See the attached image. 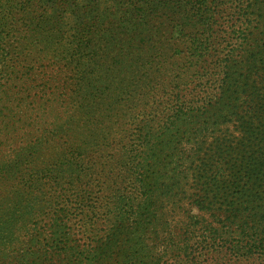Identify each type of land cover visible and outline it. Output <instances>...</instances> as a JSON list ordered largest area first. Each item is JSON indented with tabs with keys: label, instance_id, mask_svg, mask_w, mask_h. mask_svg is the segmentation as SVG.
I'll return each mask as SVG.
<instances>
[{
	"label": "trees",
	"instance_id": "1",
	"mask_svg": "<svg viewBox=\"0 0 264 264\" xmlns=\"http://www.w3.org/2000/svg\"><path fill=\"white\" fill-rule=\"evenodd\" d=\"M229 2L0 0V249L30 228L58 238L79 264H113L116 253L146 259L141 264H249L264 257V202L231 203L228 214L217 213L228 225L213 235L187 233L161 260L150 261L137 238H126L123 249L118 243L122 222L143 229L150 207L169 202L177 186L169 180L185 165L163 178L155 169L170 156L163 152L183 119L210 117L211 100L199 94L216 85L225 102L230 97L222 93L241 82L234 47L243 48L261 22ZM205 57L211 63L200 65ZM182 90L189 95L181 100ZM171 95L177 102L169 125L151 133ZM140 114L142 123L134 124ZM244 145L198 140L192 154H204L200 170L212 167L216 177L230 161L248 177L264 156L241 154ZM70 229L76 240L65 235Z\"/></svg>",
	"mask_w": 264,
	"mask_h": 264
},
{
	"label": "rangeland",
	"instance_id": "2",
	"mask_svg": "<svg viewBox=\"0 0 264 264\" xmlns=\"http://www.w3.org/2000/svg\"><path fill=\"white\" fill-rule=\"evenodd\" d=\"M218 4L220 6V3ZM231 4L232 7L236 6L248 11L252 19H258L261 22L260 28L257 31L254 30L252 36H248L243 48L237 45L234 47L232 64L235 66L237 75H242L241 82L236 88L222 93L230 97L225 102L219 100L220 93L216 91V85L199 94L211 100L210 117L197 118L194 116L190 119H183L181 130L172 138L169 149L163 152L164 157L170 156L165 159V162L161 161L162 163L155 169L156 175H162L163 178L168 174L172 176L174 165H185L182 174L174 175V179L169 180V184L177 185L170 192L169 202L160 204L158 208L150 207L151 213L148 212L146 219H142L143 229L138 230L134 227L129 229V222H122L124 228L118 240L120 248L125 247L126 238H137L138 249H142L150 261L158 258L159 260L164 259V254L169 256L171 251H176L184 236L193 230L198 234L206 232V234L213 235L214 228L219 229L228 225L225 220L219 222L217 213L228 214L226 210L231 203L264 202V165L261 169L248 172V177H246L240 176L236 169L232 170L230 161L224 176L216 177L212 167L205 172L200 170L201 162L205 159L204 154H192L193 144L198 140L211 141L228 138L233 142L245 144L244 152L241 151V154H252V157H256L260 153L264 156V0H230L227 6ZM173 38L176 40L175 45L180 48V41ZM171 60H175V57ZM207 63L211 61L205 57L204 62L199 64ZM188 95L189 93L184 90L179 92L181 100ZM175 102H177L176 99L171 95L164 109L156 117L159 119L151 122L153 129L149 127L151 133L161 122L169 125L173 110L176 108L173 105ZM128 110L131 111V108ZM191 111L192 107L188 109V112L191 113ZM131 114L137 115V111L133 110ZM142 117L140 114L133 123L141 124ZM189 121L192 122L189 123ZM167 139H171V132L167 134ZM223 155L231 154L224 153ZM213 163L215 164L216 161ZM215 177L218 179L217 182L213 181ZM162 178H159V181H162ZM205 195L209 196L210 201L206 200L207 204L204 207L200 205L202 207L200 208L197 201H201ZM151 200H154V196ZM203 220L207 222L206 226L202 225ZM200 226L206 230H200ZM104 228L106 229L105 226ZM21 232L14 235V244L0 249V264H79L75 258H69L68 254L59 248L58 238L30 228ZM102 233L87 240L88 247H95L105 236ZM65 235L70 239H77L72 229L66 230ZM136 257V260L131 261L129 256L121 257V253H116L115 260L111 261H118L113 264H141V260H146ZM255 258L256 256L249 261V264H264L262 261L264 257ZM104 264H106L105 261Z\"/></svg>",
	"mask_w": 264,
	"mask_h": 264
}]
</instances>
